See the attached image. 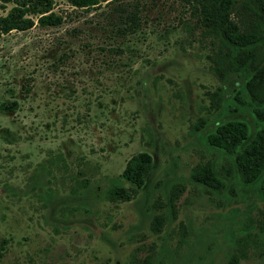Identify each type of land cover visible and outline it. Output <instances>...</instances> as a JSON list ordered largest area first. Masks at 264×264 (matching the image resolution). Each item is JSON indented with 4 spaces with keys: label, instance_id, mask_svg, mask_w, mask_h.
Here are the masks:
<instances>
[{
    "label": "rangeland",
    "instance_id": "obj_1",
    "mask_svg": "<svg viewBox=\"0 0 264 264\" xmlns=\"http://www.w3.org/2000/svg\"><path fill=\"white\" fill-rule=\"evenodd\" d=\"M51 1L58 24L28 13L29 28L0 34V264H224L254 209L250 193L226 198L230 187L238 193L226 157L186 133L204 114L203 92L220 82L209 71L218 40L200 14L208 0H106L87 9ZM233 1L228 20L237 23L241 0ZM12 6L0 0V15ZM140 151L154 166L128 201L107 202L98 189L88 193L89 213L80 206L66 218V209L49 212L21 191L40 162L50 168L43 187L62 199L68 173L90 182L118 175ZM50 156H58L51 165ZM206 158L222 180L219 193L190 180ZM169 189L175 217L153 232L152 215H168Z\"/></svg>",
    "mask_w": 264,
    "mask_h": 264
},
{
    "label": "trees",
    "instance_id": "obj_2",
    "mask_svg": "<svg viewBox=\"0 0 264 264\" xmlns=\"http://www.w3.org/2000/svg\"><path fill=\"white\" fill-rule=\"evenodd\" d=\"M70 8L87 9L106 0H64ZM233 0H208L200 5V14L210 33L218 40V53H215V65L209 71L220 81L212 90H205L207 104H199L198 115L187 125V135L195 136L196 144L202 149L224 155L228 161L233 187L226 191V198L235 194L252 195L253 201L244 213V219L238 224L233 235V249L227 255L224 264H238L241 259H264V0H241L236 22L228 20ZM51 0H14L4 15H0V34L10 30H23L32 25L27 15L32 13L41 24L55 25L61 17L52 11ZM242 16V18L240 17ZM123 32H121L122 34ZM150 72L145 71L140 84L144 89ZM3 106V109H12ZM58 156H50L48 163L54 164ZM154 159L146 151L132 155L124 165L121 173L114 176H102L90 182L88 178L80 179L76 173H68L71 185L64 198L55 196L43 187L44 176L49 173L48 166L41 162L40 169L28 176L23 193L33 192L41 198L44 207L52 213L66 209L70 217L74 211L83 206L85 213L90 211L88 193L100 189V197L110 203L128 201L137 190L148 181ZM46 168V169H44ZM190 180L209 193L214 189L219 193L223 186L217 176L211 158L195 163L189 171ZM125 182L127 185H125ZM222 199H219V201ZM91 201V200H90ZM171 189L167 191L168 213H154L149 223L153 232L175 217L176 208ZM260 203V206H257ZM154 206V204H153ZM236 213L238 208L230 207ZM62 220L66 222L68 220ZM181 234L186 227L180 223ZM240 235V237H239ZM148 259L140 264H148Z\"/></svg>",
    "mask_w": 264,
    "mask_h": 264
}]
</instances>
